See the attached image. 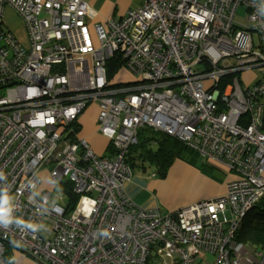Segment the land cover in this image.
<instances>
[{
    "label": "built area",
    "instance_id": "obj_1",
    "mask_svg": "<svg viewBox=\"0 0 264 264\" xmlns=\"http://www.w3.org/2000/svg\"><path fill=\"white\" fill-rule=\"evenodd\" d=\"M7 7L27 43L6 28ZM97 15L82 0H0V194L13 221L0 225V264H264V247L235 241L264 198V0ZM113 57L131 81L107 77ZM92 104L109 155L68 138ZM143 127L229 173L225 194L167 213L135 205L126 156Z\"/></svg>",
    "mask_w": 264,
    "mask_h": 264
},
{
    "label": "crops",
    "instance_id": "obj_2",
    "mask_svg": "<svg viewBox=\"0 0 264 264\" xmlns=\"http://www.w3.org/2000/svg\"><path fill=\"white\" fill-rule=\"evenodd\" d=\"M82 1L98 12L96 19L98 23H104L109 19H120L124 15H126L129 10L140 7L142 3V0ZM255 77H257V74L255 72H245L242 75L243 83L246 85H251L254 82ZM131 79L132 77H130L127 73L119 71L118 77L115 78V82H127L131 81ZM97 114L98 107L97 105L92 104L89 105L83 112V114L79 117L78 124L80 125V131L77 134L79 138L87 141L90 137L98 133L96 124ZM107 151L108 152L102 154V156L109 155L111 151H109L108 149ZM211 170L215 172L217 170L220 174H222L224 176L223 182H214L210 179H207L203 177L196 169H193L189 166H186L185 169H183L185 179L187 181H190L192 184L195 182L198 185L199 193H196L189 200H187L188 198L185 199L187 201L182 202V204H179L178 206L171 204H162L159 201L155 192L159 189L161 182L155 179L152 174L150 175L151 178H144L138 175L134 176L132 181L130 183H127L124 188L127 193V196L135 205L144 209L158 208L160 209V211L163 210V213H167L198 201L209 200L223 196L226 190V183L232 179V176L229 173L225 172L223 169L222 171L221 169L213 167V169L211 168ZM170 173L171 169L169 170L168 176L170 175ZM161 189L163 190L164 188L161 187Z\"/></svg>",
    "mask_w": 264,
    "mask_h": 264
},
{
    "label": "trees",
    "instance_id": "obj_3",
    "mask_svg": "<svg viewBox=\"0 0 264 264\" xmlns=\"http://www.w3.org/2000/svg\"><path fill=\"white\" fill-rule=\"evenodd\" d=\"M107 77L112 79L120 70L121 62L118 58L108 60ZM68 138L75 140L80 131V125L74 123ZM108 150L111 151L110 145ZM192 152L174 138L153 130L149 127L140 128L137 132L136 144L129 147L126 162L132 174L145 173L151 170L152 176L164 178L174 161L180 160L185 152ZM66 192L71 202L75 200L69 185L65 184ZM235 241L242 244H251L257 248L264 247V198L257 202L241 219L235 234Z\"/></svg>",
    "mask_w": 264,
    "mask_h": 264
},
{
    "label": "rangeland",
    "instance_id": "obj_4",
    "mask_svg": "<svg viewBox=\"0 0 264 264\" xmlns=\"http://www.w3.org/2000/svg\"><path fill=\"white\" fill-rule=\"evenodd\" d=\"M4 21L6 24V28L9 29L17 39H19L24 43H27V35L23 23L19 18V16L15 14V12L11 10V8L9 7H7L4 11ZM237 21H239L242 24L246 23L245 19L242 17V12L238 13ZM3 28H5V25L3 26ZM116 77H118V75H116ZM86 142L89 145L90 149L97 156H102V154L107 153L108 146L110 145L109 139H107L106 137H104L99 133H96L94 136L90 137ZM176 162L174 161L172 166L169 168V170L171 169V173L169 176H168L169 170L164 178H158L157 176L156 177L154 176L155 179L161 182V185L159 189L155 192V194L157 195V198L162 204H171L178 206L179 204H182V202L191 199L196 193H199L198 185L195 182L192 184L190 181H187L184 177L183 169H185L186 166L196 169L203 177L207 179H210L214 182H223L224 176L220 174L217 170L216 172L211 170V168L213 169V167L218 169L221 168H219L212 162H204L199 156L196 155L195 152L187 151L183 153L181 159L176 160ZM47 172L48 170L43 169L39 173V176L42 180L40 189L47 188L46 186V180L48 177ZM151 173H152L151 170H147L145 173L134 171L133 177L138 175L144 178H148V177L151 178L150 176ZM161 187H163L164 189L162 190ZM161 211L164 212L163 210ZM32 263H33L32 259L27 258L25 259L23 264H32Z\"/></svg>",
    "mask_w": 264,
    "mask_h": 264
},
{
    "label": "clouds",
    "instance_id": "obj_5",
    "mask_svg": "<svg viewBox=\"0 0 264 264\" xmlns=\"http://www.w3.org/2000/svg\"><path fill=\"white\" fill-rule=\"evenodd\" d=\"M2 176V174H0ZM8 197L6 194H0V225L7 226L8 224L12 223V219L10 217V209L8 207ZM33 230H35L34 226ZM105 236L108 235V233H104Z\"/></svg>",
    "mask_w": 264,
    "mask_h": 264
}]
</instances>
